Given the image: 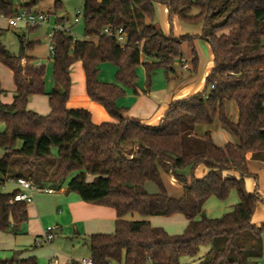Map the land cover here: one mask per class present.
Here are the masks:
<instances>
[{"label":"trees","instance_id":"16d2710c","mask_svg":"<svg viewBox=\"0 0 264 264\" xmlns=\"http://www.w3.org/2000/svg\"><path fill=\"white\" fill-rule=\"evenodd\" d=\"M41 0L15 6L14 0H0V14L28 11ZM164 4L169 20L176 16L189 24H202L198 35L164 33L153 24L154 4ZM60 6L55 0L54 10ZM80 17L85 39L78 40L62 30L50 36L53 46L52 80L44 88V66L26 55L34 43L18 35L17 54L0 39V62L12 72V101H0V230L16 232L26 219L23 203L10 204L17 191H2L4 180L25 177L37 184L52 181L76 193L86 203L112 207L113 231L85 237L93 264H182L191 258L196 264H257L263 255L264 221L255 225L253 213L264 199L257 192L258 176L248 160L264 162V0H82ZM61 21L57 20L56 24ZM122 28L129 36L120 46L114 37L100 34L104 27ZM3 29L0 27V36ZM209 43L213 66L205 87L170 101L157 125H148L124 115L117 100L125 88L138 94L136 67L146 73V92L156 69L170 81L176 64L182 67L181 45L192 49L193 40ZM81 63L89 98L113 119L93 123L86 108H68L71 67ZM116 67V82L99 79L100 64ZM5 93L0 87V96ZM46 94L49 112L28 108L30 96ZM233 100L238 118L231 121L224 103ZM215 119L226 126L236 142L217 146L209 130L199 136L197 124L210 125ZM20 146L17 147V143ZM56 149L57 161L52 149ZM53 165L47 179L46 168ZM198 166L204 168L197 177ZM181 185L182 194H168L161 173ZM255 186L247 191L245 179ZM156 185L148 192L145 184ZM231 190L238 195L232 209L219 217L204 210L207 199H225ZM142 217L182 214L187 220L180 233L171 234ZM207 251L200 254L201 248ZM9 264H36L35 257L0 260ZM76 264V263H72Z\"/></svg>","mask_w":264,"mask_h":264},{"label":"crops","instance_id":"0c3cea01","mask_svg":"<svg viewBox=\"0 0 264 264\" xmlns=\"http://www.w3.org/2000/svg\"><path fill=\"white\" fill-rule=\"evenodd\" d=\"M154 10L155 16L153 19V24L156 27L160 28L164 33L172 32L173 35L180 36L183 34L198 35L201 32V23H185L179 20L176 16H172L169 20L167 9L164 4L155 3ZM76 19H79L78 15ZM5 23L2 24L0 21V27L3 29V31L7 27H10ZM24 39L26 42H33L34 45L37 41V39L30 41L25 37V35ZM192 44L196 54V65L194 68L192 65V49L188 46L187 43H183L181 45V53L187 67L184 69L183 67H180L176 64V75L174 76V78H172L170 81H167V79H165L164 77V79L159 80L158 85H155L152 82L150 88L146 92L143 91L145 87L138 84V94H134L131 89L125 88V94L117 100V104L120 107L126 108L124 111L125 116L138 118L148 125H157L161 117L167 110L171 100L183 98L204 89L205 77L213 66V53L211 51L209 43L205 40L196 38L193 40ZM26 55L33 58L32 63H34L36 66L42 65L40 63L41 61L34 60L36 59V57L29 54V51L26 52ZM0 64L2 63L0 62ZM102 64H100V67ZM8 70L12 75L11 70L9 68ZM75 79H77V81ZM51 80L52 79H50L48 75L46 76L44 72L45 92H49L51 90L53 86ZM71 81L72 83L69 90V98L66 102V106L68 108H86L91 114L92 122L96 124L103 121L113 120L102 105L91 100L87 95L85 90L84 73L79 61L75 62L71 67ZM0 87L2 90L6 91L2 86L1 80ZM13 91L14 84L12 93ZM3 95H5V93ZM3 95L0 96L1 102L10 103L12 101V96L3 97ZM226 103L227 101L224 103L225 113L231 121L235 122L238 118L237 107L235 106V109H231V111L226 112ZM27 106L28 108L38 112L39 114H47L50 110L46 94H34L30 96ZM198 125H203V127L198 130ZM214 129L222 130L223 132V138L220 139L219 142L214 139ZM197 130L199 132H197ZM206 130L210 131L211 138L217 146H223L227 142H236L234 134L226 126L221 124L217 119H215L210 125L197 124L194 128V133L196 135H202ZM248 166L250 171L257 174L258 176L257 192L264 199V188L262 187V180L264 179V162L257 160H248ZM160 173L163 183H165L166 177L169 178L170 183H177L174 178L166 175L162 171ZM203 173L204 168L202 166H198L195 170V175L197 177H200L203 175ZM14 179L15 178L6 179L10 182L12 189L10 191L3 190V192L10 193L17 189ZM6 180H4V183ZM149 184V182L145 184V189L148 192H155L156 190H154ZM38 185L44 188H50L52 189V192L47 193L38 191L34 194V201L31 204L25 206L26 219L20 225L19 229L14 232L16 236L0 233V252H3L4 254L10 253L11 257L14 255L16 256L17 260L35 257L36 249H40L45 244H47L42 243L40 245H37L35 244V239L42 236L47 226H55L54 238L55 236H58L59 239L58 242L54 244L53 255L49 258L48 264H78V260L83 257L89 256V252L87 256H83L75 252H67L66 254H63L57 251V249H59L62 244H66L67 241L73 243V241L81 239L85 243V237L90 234L112 232L115 220L114 209L109 206L91 204L82 201L76 193L67 191V181L62 183L59 188L48 184V182H43L42 184ZM254 186L255 181L252 178L245 179V187L247 191L252 190ZM180 189L181 190L179 194H168L173 197H179L182 194V188ZM256 210L260 212V214H258L256 219H253L252 216L251 222L255 225H258L259 223L264 221V204H259L255 211ZM179 215L183 216L182 214L178 213L169 216V220L174 219L181 222L180 228H174L175 230L167 228V226L163 222H160L159 220H162L159 219L160 216L142 217L139 214L133 213L127 215L125 218L129 220H148L153 226H161L167 232L175 234L182 232L187 223L185 217L183 216L184 219H182L181 217H178ZM54 238L51 239V241H49L48 243L52 242ZM15 241L18 243L14 244ZM69 242L67 243L70 244ZM84 246L87 248L85 244ZM206 251L207 247H202L200 254L202 255Z\"/></svg>","mask_w":264,"mask_h":264},{"label":"rangeland","instance_id":"374dc122","mask_svg":"<svg viewBox=\"0 0 264 264\" xmlns=\"http://www.w3.org/2000/svg\"><path fill=\"white\" fill-rule=\"evenodd\" d=\"M28 0H14L15 6L17 8L20 7L21 4L27 2ZM60 1V6L57 10H54V2L55 0H41L37 5H35L34 7H32L33 10L36 11H41L43 13H47V21H45L44 23H42L40 26L38 27H26L23 24H18L16 27H7L3 33L1 34V42L7 47V49L13 53V54H17L18 52V48H19V43H18V35H25V37L28 40H34L37 39V41L35 42L34 48L33 50L29 51V54H31L32 56H35L36 59L34 60H38L41 61L40 63L42 64V66H44V72L45 75L52 79V56L49 55V45H50V38L48 36V33L51 30V27L53 25L56 24L57 20H60L61 22L59 23L60 25L64 26L65 28H70L72 35L75 39L78 40H83L84 39V35H83V22L81 17H79V19H76L77 17V11L81 9V5H82V0H59ZM2 24H4L6 22V20H0ZM5 21V22H4ZM7 25V23H5ZM115 72H116V67L109 63V62H105L101 65L100 67V73H99V77L101 80L105 81V82H116L115 79ZM136 75H137V83L140 86H144L146 85V73H145V69L142 65H139L136 67ZM75 78V76H74ZM164 79V72L162 69H156L155 72L152 75L151 78V83L153 82V84L158 85L159 84V80ZM0 80L2 83L3 88L6 90L5 91V95H3V97L5 96H13L12 93V88H13V84H12V75L10 74L8 68H6L5 66H3L2 64H0ZM77 81V79H75ZM53 83V80H51ZM151 86V85H150ZM235 102L230 100L227 101L226 103V112L227 111H231V109H235ZM201 127H203V125H198V130L201 129ZM4 130V126L3 124H0V132H2ZM197 130V132H199ZM226 132V131H225ZM202 134V133H201ZM228 134V132H227ZM203 135V134H202ZM201 136V135H199ZM223 138V132L222 130H215L214 129V139L216 141L219 142L220 139ZM20 142L17 143V147L20 146ZM223 144V143H222ZM3 153V150L0 148V157ZM52 153H53V160L56 162L57 158H56V149L53 148L52 149ZM52 168L53 165L51 164V167L48 166V168H46V172H47V179L49 177H51V173H52ZM1 177V175H0ZM50 185L54 184L52 183V181H44V183H47ZM263 185L262 187L264 188V179L262 180ZM151 185V187L154 190H157V187L154 183L149 182ZM164 186L166 188V191L169 194L172 195H176L179 194L180 192V185L178 183H170V180L168 177L165 178V183ZM12 189V186L10 184L9 181H5L4 183V187H2V191H10ZM238 202V195L237 192L235 190H231L228 194V196L221 200L218 199L214 196H211L207 199V201L205 202L204 205V210L206 215H208L209 217H219L222 214L230 211L232 209V206L234 204H236ZM258 214H260V212H258L257 210L255 211V213L253 214V219H256V217L258 216ZM178 217H181L182 219L183 216L179 215ZM159 220L160 222H163L167 228H171L173 230L175 229H179L180 228V221H176L174 219L169 220V216H160ZM179 226V227H177ZM175 228V229H174ZM0 233H5L8 235H13L16 236V234H14V232L9 228L6 230H0ZM59 237L55 236L54 240L50 243L45 244L42 248L40 249H36L35 251V258H36V264H48L49 263V258L53 255V247L54 244L58 242ZM69 242V241H67ZM66 242V244H62L61 247L59 249H57V251H59L60 253L66 254L68 253H77L79 255H83V256H87L88 255V251L87 248L84 246V241L81 239H78L77 241H73V243L69 242L70 244H68ZM18 242H14V244H17ZM73 244V245H72ZM203 252V249H202ZM11 255L10 253H3L0 252V260H6V259H10ZM182 264H196L193 259L188 258V259H182L181 261ZM260 264H264V240H263V255L259 260ZM0 264H9V263H4V262H0Z\"/></svg>","mask_w":264,"mask_h":264},{"label":"built area","instance_id":"2783aa9c","mask_svg":"<svg viewBox=\"0 0 264 264\" xmlns=\"http://www.w3.org/2000/svg\"><path fill=\"white\" fill-rule=\"evenodd\" d=\"M81 9L77 11L78 17H80ZM0 19H5L8 26H16L18 24H23L26 27H38L45 21H47V13H43L41 11L36 10H26V9H20L15 15L11 17H4L2 14H0ZM62 30L66 33L72 34L70 28H65L64 26L60 24H55L51 27V30L49 32V38L52 36L54 31ZM100 34H104L107 36L114 37L117 43L120 46H125L128 43L129 36L128 34L122 29V28H111L109 26H106L103 28V30L100 32ZM49 52L52 56L53 54V46L50 43L49 45ZM182 67L185 69L187 66L185 64L184 58H180ZM17 191L8 199V202L10 204L13 203H23L24 205L31 204L34 201V194L38 191H43L47 193H51L52 189L50 188H44L42 186H39L36 184L33 180L25 177H17L14 179ZM55 226H47L42 234L41 237H38L35 239V244L40 245L42 243H48L51 241V239L54 238L55 232H54ZM78 264H93V260L90 256L83 257L78 260ZM257 264H260L259 262Z\"/></svg>","mask_w":264,"mask_h":264}]
</instances>
